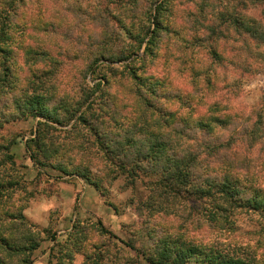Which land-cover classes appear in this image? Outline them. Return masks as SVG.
Listing matches in <instances>:
<instances>
[{
	"label": "trees",
	"instance_id": "16d2710c",
	"mask_svg": "<svg viewBox=\"0 0 264 264\" xmlns=\"http://www.w3.org/2000/svg\"><path fill=\"white\" fill-rule=\"evenodd\" d=\"M236 1L234 6L231 5L232 0H217L212 4L217 8L214 19L223 27L209 28L208 32L223 36V28L225 31L232 29L235 34L243 36L244 43L247 42L244 47L248 46V39L254 40V48L245 49L248 53L251 51L256 65L257 60L264 63V0ZM70 2L0 0V104L11 100L13 107L12 111L0 105V128L23 114L40 116L57 124L69 123L75 118L80 108L78 101L73 107L64 100L59 102L61 105L57 109L67 105L64 116L45 104L49 88H53L54 83L58 84L57 75L66 66L56 53L62 47L47 41L53 31H59L58 28L65 31V28L72 29L81 22L83 27L86 21L99 23L102 31L96 41L92 40L94 50L89 54L90 62L85 69L89 73L93 64L102 61L98 69L108 72L103 76L108 97L121 108L109 113V120L104 121L102 110L90 107L80 113L70 132L73 133L78 124L89 123L86 111L105 126L113 123L110 129L121 141L107 147L105 153L109 160L117 166L128 165V162L132 166L145 162L152 164L151 173L144 171V174H156L158 197L169 201L192 200L205 209L190 207L188 212L194 217L189 219L190 213H186L188 217L175 228L162 223L154 225L158 228L152 227L147 231L141 249L124 243L98 221L89 224L116 249V254L110 257L107 248L102 250L93 246L89 254L85 251L88 240L82 223L76 222L57 251L58 256L52 258L54 264H71L76 255L83 256V264H141L137 259L119 257L122 249L117 243L135 254L140 253L148 264H264L259 261L264 256V155L252 157L250 153L255 147L257 151L264 149V94L257 107L243 108L234 105V92H212L218 84L214 82L217 73L211 72L210 68L198 69L197 52L204 48L200 45L198 23H193L195 28L185 33L173 21L175 16L184 23L183 19L187 20L192 15V9L187 15L182 9L178 14L177 5L182 4V0H76L74 16L77 20L74 21L69 13ZM254 2L261 5L262 17L239 14L241 3L247 6ZM208 5L207 1L201 0V9ZM197 6L195 11H200ZM91 12H94L92 17ZM122 32L125 41L118 48ZM206 48L208 51L203 58L211 57L213 64L221 65L223 57L216 46L210 44ZM64 60L70 61L69 56ZM124 61L129 63L115 64ZM157 61H162L166 71L165 78L160 79L162 83L170 76V69L176 68L179 81L189 87L185 93L177 92L181 94L175 95L179 108L173 111L157 109L154 99L159 98V91L150 81L146 82L151 74L148 72L151 77L143 76L144 71H140V67ZM135 62L139 66H135ZM251 68L248 64L243 72L250 73ZM198 71L205 79L199 77ZM226 82L224 80L223 83ZM63 84L58 85V90L63 88ZM92 92L89 88L85 97L80 94L78 100L86 102ZM200 92L203 93L201 96H194ZM120 95L122 99H119ZM162 97L172 98L164 94ZM124 100L126 103L122 106ZM1 108L8 109V113L1 112ZM71 108L76 112L73 113ZM43 125L52 129L45 123ZM237 127H240L238 131ZM195 131L199 132L200 140L193 134ZM43 140L42 130H38L31 140L43 155L37 159L40 165L48 160L49 154L65 159L63 152L68 154L69 151L54 145L46 154ZM4 156L13 164L10 155ZM12 187L8 177L0 174V264H32L33 254L40 247L43 236L55 241L50 251H55L60 243L56 242L55 233L37 230L19 209L7 207ZM155 207L158 210L151 207L149 211L158 213L163 208ZM245 221L256 225L253 230L243 232L249 238L254 237L252 245H239L235 240ZM183 225L186 226V234L179 233ZM202 229L206 230V236L212 237H199ZM260 250V255L254 256Z\"/></svg>",
	"mask_w": 264,
	"mask_h": 264
},
{
	"label": "rangeland",
	"instance_id": "374dc122",
	"mask_svg": "<svg viewBox=\"0 0 264 264\" xmlns=\"http://www.w3.org/2000/svg\"><path fill=\"white\" fill-rule=\"evenodd\" d=\"M75 1L71 0L69 6V13L73 17V21L77 20L74 16L76 13ZM206 1L209 5L201 9V0H182V4L177 5L178 14L182 9L187 15L188 10L192 9V15L187 20L183 19L184 23L180 21L179 17L175 16L173 21L179 28L184 29L185 33H190L191 29H194L198 23L199 26L196 27L202 40L200 45L202 48L204 47L197 52L200 62L198 69L204 71L205 68H210L211 72L217 73L214 75V82L218 84L212 89V92L219 91L223 94L232 91L235 94L233 103L237 107H257L260 104L262 94H264V63L257 60L256 65V60L251 56V51L248 53V50L245 49L249 47L253 49L256 42L248 39V46L244 47L247 42L244 43L243 36L235 34L232 29L225 31L223 28V36L209 33V28L215 27L218 29V27L223 26H219L214 19L217 8L212 4L216 3L217 0H205V3ZM236 3V0H232L231 5L234 6ZM195 5H198L197 8L201 10L195 11ZM216 5L218 6V4ZM245 5L241 3L238 7L239 14H245L253 18L261 16V5L255 2ZM110 7L113 8L112 5ZM93 13H90L91 17ZM80 18L83 21L85 20L84 17ZM86 22L85 27H83L84 23L81 22L72 29L65 28V31L62 30L63 28H58L59 31H53L49 41H47L52 42L56 47H62L60 49L56 48L59 51L56 53L66 66L57 75L58 84L54 83L51 89L47 86L49 90L45 104L50 110L56 109L57 113L64 116L67 105L63 109H57L56 107L61 105L59 102L64 100L65 103H70L71 107L79 102L80 108L75 118L69 123L57 124L40 116L32 117L23 114L21 118L10 119L0 128V174L6 175L13 186L9 192L11 198L6 204L7 207H11L12 210L19 209L26 221L37 230H46L49 234L55 233V240L60 243L55 251H50L55 241L44 239L43 236L40 247L33 254L32 264H49L50 262L54 264L55 261L52 258L58 256L57 251L62 247L61 244L66 241V235L72 230L76 222L82 223L83 231L88 240L85 244V251L89 254L93 246H98L102 250L107 248L110 257V255L116 254V249L89 224L98 221L124 243L133 244L137 249H141L144 235L152 227H155L154 225L162 223L175 228L182 222L183 218L188 217L186 213H190L188 212L190 207L199 210L204 208L197 206L192 200L171 199L169 201L158 197L156 174H144V171L151 173L149 169H152V164L145 162L138 166H132L128 162V165L117 166L115 162L109 160L105 153V151H108L107 147H111L113 142L121 141V138L116 136L115 131L110 129L113 128V123L105 126L101 120L94 119L91 117L92 113L86 111L88 113L86 114V120L89 123L86 125L78 124L75 131L70 132L80 113L90 107L91 109L98 108V110H102L103 115H105L104 121L109 120V113L121 108L110 101L108 97L107 83L103 80V76L108 75V72L99 71L98 69L102 61L93 64L91 71L86 72L85 66L90 62L89 54L94 50L92 40L96 41L102 31L99 23ZM169 27L172 28L171 25ZM124 37L125 35L122 32L120 38L122 40L119 41L118 48L123 43L122 41H125ZM125 43L127 45L128 41ZM210 44H214L221 53L223 57L221 65L213 64L211 57L203 58L208 51L206 47ZM113 48L115 47L113 46ZM143 49L144 47L140 50V54H142ZM160 54L161 52H159ZM66 56H69L70 61L64 60ZM127 63L129 61L115 64L125 65ZM202 63L205 65H201ZM134 64L139 66L138 62ZM248 64L252 67L251 72L245 73L243 71L246 70ZM140 69V71H144L143 76H152L146 82L148 84L150 81L159 91V98L154 99L157 109L173 111L179 108L175 101V97H177L175 95L181 96L177 92L185 93L189 91V87L186 88L179 81L176 68L170 69V76H168L165 83L160 80L161 77L165 78L166 75L162 61L154 62V64L150 63V66H142ZM94 71L96 73L92 74ZM198 74L200 78L205 79L200 71H198ZM224 80L227 81L225 84L223 83ZM157 81H159V84H156ZM61 83H64L63 88L58 90L57 87ZM89 88L93 91L92 96L86 102L82 100L80 102L78 100L79 95L82 94V98H84ZM163 94L172 98H163ZM202 94V92L200 94L195 93L194 96L197 97ZM118 97L122 99L121 95ZM10 102L11 100L4 101L0 105L13 111ZM125 103L124 100L122 106ZM75 108H71L73 113L76 112ZM188 108L195 109L196 107ZM7 111L8 109L1 108V112L8 113ZM121 121L122 119L119 122ZM43 123L49 125L52 129L45 128ZM239 128L237 127L236 131ZM38 130H42L43 141L46 144L44 145L47 151L46 154L50 153L49 150L54 145L59 146L69 151L68 154L63 152L66 155L65 159L62 156L57 157L49 154L48 160H45L44 163L40 165L37 162L39 155H43L40 153L39 146H36L31 140L35 138ZM193 134L197 140L201 139L199 132L195 131ZM225 135L228 136L227 133ZM139 136L138 134L137 137ZM73 137L74 140H72ZM46 146H49V148H46ZM250 153L252 157L264 155V149L257 151L255 147ZM250 153L246 156L249 157ZM4 154L11 156L13 164L7 161ZM133 161L135 162V159H132ZM132 169H134V172H130ZM155 206L163 208H160L161 210L158 213L149 211L151 207L158 210ZM193 217V214L190 213L189 219ZM203 222L201 220V223ZM254 224V222L249 223V221L242 222V231L235 236V240L239 245L246 243L252 245L254 243L253 236L249 238L248 235L243 234V232L253 230L256 227ZM185 229V225L181 226L179 233L186 234ZM171 231L176 232L174 229ZM205 231L202 229L198 236L202 238L212 237V235L206 236ZM147 243L150 245V241ZM117 245L122 249L119 251V257L130 260L137 259L141 264H148L140 256V253L139 255L135 254L124 247L123 244L117 243ZM260 253L261 250L255 252L254 256L258 257ZM261 259L259 260L260 263H264V256ZM83 261L82 255H76L71 264H83ZM109 261L110 259L107 260L108 263Z\"/></svg>",
	"mask_w": 264,
	"mask_h": 264
}]
</instances>
